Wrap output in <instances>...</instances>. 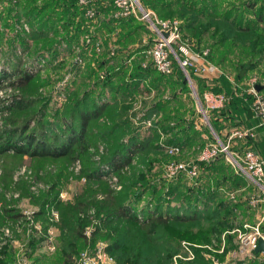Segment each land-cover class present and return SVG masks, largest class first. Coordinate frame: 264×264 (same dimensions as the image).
<instances>
[{
  "label": "trees",
  "instance_id": "obj_1",
  "mask_svg": "<svg viewBox=\"0 0 264 264\" xmlns=\"http://www.w3.org/2000/svg\"><path fill=\"white\" fill-rule=\"evenodd\" d=\"M140 2L145 8L154 10L159 18L181 19L183 36L192 44L194 42L196 49L201 51L206 49H202V46H209V60L222 70L221 75L211 81L215 86L210 87L206 78L198 77L192 72L190 74L200 96L204 94L205 89L212 88L216 93H225L228 98L225 107L214 111L210 116L213 127L221 135L224 129L248 128L249 121H256V136L234 141L231 150L242 152L243 149H252L264 159V124L261 125L255 116L252 107L255 97L247 92L245 84L249 75L262 69L264 64V0ZM99 3L104 5L108 14L115 9L113 0H99L96 8ZM2 10L5 14L4 23L8 24L9 30L12 31L16 24L26 22L31 33L24 35V38L29 36L37 45L41 41L43 46H51L48 51L52 52L53 59H57L59 51H71V48L78 44L79 36L84 32L82 27L89 20L84 17V11L76 0H0V12ZM102 22L109 30L120 28L118 37L122 48L115 56L96 61V69L91 67V62L86 65L85 61L84 76L80 83L83 86L76 87V90L74 87V100H69L70 119L73 120L72 124L76 125L75 128L68 124L67 140L70 147L56 150L43 142H37L33 146L32 137L25 138L28 142L23 145H13L11 142L15 131L9 129L5 130L4 136L0 135L4 137L0 138V153L12 148L18 154L28 152L35 156L61 157L70 152L73 146H79V149L86 153L88 146L85 137L89 134L90 137L96 136L106 140L108 147L103 161L108 162L112 169L115 168V172L120 168L118 166L131 165L133 157L140 156L139 164L132 166V173L123 176L122 191L112 194L114 190L105 187L107 199L89 200L95 205L92 216L97 218L96 232L106 230L103 236L110 239L107 251L118 264H151L150 261L154 264H165L172 257L171 253L179 249L183 239L205 245L216 233L219 235L230 227L223 223V219L226 218L228 223L237 209L250 206L248 201H231L224 198L223 187H245L246 190L252 187L244 176L235 172L227 163L224 153L209 162H202L200 167L203 169L201 167L200 175L193 179L191 186L177 182L187 180V176L183 174L174 178L177 181H169H176V184H168L162 173L174 156L163 154V148L179 145L184 151V148L204 146L201 144V132L195 128L197 115L189 121L185 118L189 111L194 113V103L191 108H183L186 112L178 108L177 113H174L173 109L174 101L179 102L183 93H189L190 83L177 62L174 63L172 75L160 73L152 64L144 67L141 57L129 63L132 55L130 45L140 41L144 32L153 34L148 24L134 15L109 17ZM61 29L64 32L61 33ZM156 40L155 35L149 42L154 44ZM63 41L67 43L65 46ZM144 49L145 46L142 45L140 50ZM100 70L104 73L103 77H100ZM230 74L233 75V81L229 78ZM262 74L264 75V72ZM32 78L33 75L26 70L17 79V84L24 87ZM259 83L263 85L261 91L264 92V82L261 80ZM152 89H156V98L152 102L144 100L145 112L142 111L141 117L136 121L135 117L141 111L133 109L135 95L145 91L151 92ZM165 90H169L170 98L162 96ZM160 114L162 116L158 120L153 118L154 115ZM149 118L155 120L150 127H146L144 121ZM172 121H177L175 126L171 124ZM162 134L167 137L161 142ZM126 157H129L127 162ZM174 193L183 199L180 200V206H172V201L168 199V196ZM78 201L73 205H66L62 200H39L38 216L46 218L47 208L52 206L60 214V226L65 229L68 227L67 222L70 225L66 236L60 237L62 246L59 256H56L58 262L69 263L72 252L77 256L89 243L80 233V228L87 224V219H84L87 217H81L79 209L82 206H78ZM69 212L72 214L67 216ZM17 218L13 210L0 208V224ZM118 219L128 223L123 225ZM213 219L218 220L221 225L212 224ZM137 224L140 229L135 228ZM260 228L264 234L263 222ZM74 230H78L79 235ZM230 238L232 239V236ZM43 239V236H34L29 237L27 241L30 257L33 258L32 264L47 262L43 254L36 255L35 252ZM76 241L79 247L77 250ZM8 244L0 250V264H11L13 260L12 248ZM254 253L256 257L261 254L256 248ZM255 263L257 264V261Z\"/></svg>",
  "mask_w": 264,
  "mask_h": 264
},
{
  "label": "rangeland",
  "instance_id": "obj_2",
  "mask_svg": "<svg viewBox=\"0 0 264 264\" xmlns=\"http://www.w3.org/2000/svg\"><path fill=\"white\" fill-rule=\"evenodd\" d=\"M0 15V135L4 136L5 130L12 129L15 131V137L11 142L13 145H23V143L28 142L25 138L32 137L34 138L33 146L37 144V142H43L47 145H51V147L56 150L63 147H70L67 140L69 137L67 136L69 134L68 124L75 128L76 125H73V120L70 119L69 100H74V87L76 90V87L83 86L80 83L84 76V69L86 66H83L85 62L82 63V60L74 61L73 56H67V54L63 55L62 52L60 54H62L63 59L59 61L56 58L53 59L52 52L48 51L51 49V46L49 48L45 47L41 44V41L40 44L37 45L35 41L30 40L29 36L24 38V35L31 33L30 31L21 33L19 32L20 30H15L14 28L12 31L9 30L8 24L6 25L3 20L5 17L3 10L0 12ZM193 44L192 45L195 46L194 42ZM143 45L149 57L148 49H150L153 44L146 42ZM207 47L209 46L205 45L201 48L208 49ZM147 60L148 65L152 64L150 57L147 58ZM87 63L90 62H86V65ZM91 67L96 69L97 62L91 63ZM261 68L262 69L251 73L245 83L249 94L253 95L252 89H256V86L253 87V78L256 79V85L260 84L259 82H261V80L264 82V77H262L264 76L262 74L264 72V64ZM26 70L33 75V78L26 86L21 87L17 84V79L20 78L22 72ZM217 75L218 74H214L213 76ZM213 78H211V81ZM229 78H231L232 81L234 79L232 74L229 75ZM206 79L208 80V78ZM211 81H208V85L210 87L215 86ZM189 87V93H183L179 102L174 101L173 109H175L174 113H177V110H179L178 108H180V111L186 112L183 108H191V105L194 103V113L189 111L185 114V118L189 121L197 115L194 123L195 128H198L201 132V144L205 146L209 143H223L225 140H228L231 130L235 128H245L233 127L226 130L224 129L220 135L213 127L210 119L214 111L207 110L204 107L203 95L200 96L196 83L194 82V85L190 84ZM205 91L215 92L212 88H207ZM156 95L157 92L144 94L143 96L146 97L148 101L152 102L155 100ZM162 96L169 98V90H165ZM136 110L142 112L144 108L143 106H139ZM161 116L162 114L157 117L153 116V118L158 120ZM155 119L146 122V127H150ZM176 122L177 121H172L171 124L175 126ZM166 137L167 135L162 134L161 142ZM23 139L24 141H22ZM85 139L86 141H84L88 146L86 153L82 151V149H79V146H73L70 152L61 157L35 156L28 152L18 154L14 152L12 148L0 153V208L13 210L18 217L11 222L5 221L6 223L0 224V229H2V227H8L11 230L10 233L13 231L14 238L19 243L23 244L30 262H32V258L29 253L27 254V241L29 237L34 236L30 235L27 237L25 235L26 213L30 212L34 215V220L37 221L43 229L46 228L44 231H47L48 228H52L53 241L55 243L54 251L41 248L42 245H40L36 248V255L43 254V257L47 261L46 264H73L76 257V254L72 252V255L69 257L71 262L63 263L57 261L59 250L62 246L60 237L63 235L66 236L70 225L69 222H67L68 227H65V229L60 226V214L59 221H50L51 209L57 210L52 206L47 208L46 218L38 216L37 214L40 211L39 200H62L66 205H73L76 203V200H79L78 206L80 204L82 206V208L79 209L81 210L79 212L82 213L81 217H87L84 218L87 219V224L80 228L81 235L88 239L89 243L87 246L102 244L107 249L110 245V239L103 236L106 234V230L101 233L96 232L97 227L95 224L97 223V218L96 216H92L95 205L89 200L107 199L104 190L105 187H110L111 190H114L112 194L122 191L124 189L123 176L132 173V166L139 164L140 156H134L131 165L123 167L121 165L118 166L120 167H117V172L120 173V175H118V173L115 172V168L112 169V166L108 164V162L103 161L106 157L108 147L106 140H102L96 136L90 137L89 134L86 135ZM202 147L203 146L197 145L188 148L178 156H174L173 159L185 161H188V159L195 160ZM167 148L168 146L163 148V154L169 156ZM244 150L245 149H243L242 152ZM236 152L242 153L240 151ZM128 158L129 157L125 158V162H127ZM225 159L235 172L244 176L250 184L254 185L246 174L236 167L237 165L234 166L227 159L226 155ZM122 164H124V162H122ZM163 174L164 173H162V176ZM166 179L168 180V184L180 182L181 184L185 183V186H191L193 181V179L188 177L187 180L183 179L180 181H177V179ZM172 180H176L177 182H169ZM252 188H254V192L256 193L254 196L261 198V189L255 185ZM222 190L224 192V198H228L231 201H248L250 205L252 197L249 198V195L251 191L246 190L245 187L238 189L223 187ZM112 194L111 196H114ZM168 199L170 202L172 201V206H180V200H183L181 197H177L175 193L168 196ZM146 200H148V198ZM261 211L260 204L256 208L250 205L237 209L235 215L232 219H229L228 223H226V218L225 220L223 219V223L230 226L226 231L219 235L216 233L212 236L211 241L205 245L183 239L179 249L171 253L172 257L165 264H256L255 261H257V264H264V253L261 252L258 257H256L254 253L255 248L253 247L252 239L255 230L250 227L251 225L257 226V223H261ZM71 214L72 213L69 212L67 216ZM118 221H121L123 225L128 223L122 219H118ZM212 224L221 225V223L215 219L212 220ZM212 224L210 223V226H212ZM12 226H14V228ZM135 228L140 229L141 227L137 224ZM74 231L79 235L78 230ZM195 231H197V229ZM86 232L89 233V237L86 236ZM230 236H232V239ZM163 242L164 241H160V243ZM76 244L75 249L77 250L79 249L77 241ZM5 245H7V243ZM8 245L16 249L11 243ZM3 246L0 250H2ZM15 256L16 251L13 253L12 259H15ZM161 261L164 262V259ZM150 263L154 264L151 261Z\"/></svg>",
  "mask_w": 264,
  "mask_h": 264
},
{
  "label": "built area",
  "instance_id": "obj_3",
  "mask_svg": "<svg viewBox=\"0 0 264 264\" xmlns=\"http://www.w3.org/2000/svg\"><path fill=\"white\" fill-rule=\"evenodd\" d=\"M99 0H76L77 4L83 9L84 16L93 20L97 17L96 3ZM115 8L114 15L116 17H128L131 15L139 16L148 23L153 33L157 36V40L152 47L148 49L149 57L152 65L162 74L172 75L174 71V63L177 62L183 70L185 77L188 76L191 85H194V80L191 77V72L198 77L207 78L214 74H221L220 68L209 60V49L196 50L189 39L184 38L181 22L178 18L174 19H162L146 10L139 0H113ZM15 30L29 32L30 27L26 22L16 24ZM162 31H169L170 37L165 38ZM83 40L85 45H91L95 52H100L102 49L101 41H93L90 36L86 35ZM146 57L148 55L146 54ZM82 59L74 57V61ZM144 67L148 66V60L143 64ZM103 71L100 72V77H103ZM256 79H252L253 87L256 86ZM254 95L253 110L255 116L260 120V124H264V93L252 89ZM204 107L210 111L220 110L227 104L228 98L223 92L205 91L203 94ZM256 131L254 128H235L231 130L229 138L226 143H209L203 146L198 153V157L195 160H178L172 159L165 166L164 177L168 179L177 178L179 175H186L188 178H197L201 173L200 164L202 162H209L220 153H224L227 159L236 167L242 170L249 180L258 188L264 190V159L259 153L252 149L244 150L242 153H238L231 150V144L235 140L245 139L247 137H255ZM168 154L172 156H178L183 152V148L179 145H171L167 148ZM261 198L253 196L250 200V205L253 208L259 206ZM26 231L25 235L41 237L43 241L41 243L44 249L49 251L55 250V243L53 241L52 228H48L43 232L42 226L34 220L32 212L26 213ZM50 221H59V213L55 209L50 211ZM254 229V236L252 239L253 247L257 248L259 244V236L264 234L260 230V223L257 226H250ZM8 227H2L0 229V248L6 243H11L16 247V256L11 264H31L29 257L26 255L23 244L19 243L15 238L13 231ZM44 233V234H43ZM86 236L89 237V233L86 232ZM264 253V251H262ZM73 264H118L115 258L107 251L104 245L97 246L88 245L81 250Z\"/></svg>",
  "mask_w": 264,
  "mask_h": 264
},
{
  "label": "crops",
  "instance_id": "obj_4",
  "mask_svg": "<svg viewBox=\"0 0 264 264\" xmlns=\"http://www.w3.org/2000/svg\"><path fill=\"white\" fill-rule=\"evenodd\" d=\"M145 9L149 10L153 14V16H157V14L155 13L154 10H152L150 8L149 9L145 8ZM96 11H97V17L93 20H88L86 22V24L82 27L84 32L79 36L78 44L73 46L74 49L71 48V51L62 50V51H59L60 53L62 52L63 55L67 54V56L79 57L82 59V63L85 61L86 62L89 61L91 63H94L95 61L99 62V61H102L103 59H107L108 57L115 56L117 51L122 48V45L120 44V37H118V35H120V33H121L120 28H116L115 30L114 29L109 30L105 24L103 26V22H102V21H106L107 18H109V17L118 18L114 15L115 9L110 14H108L105 11L104 5L102 3H99V5L96 8ZM83 15H84V13H83ZM134 16L138 20L147 24L145 21H143L140 18V14H139V16H136V15H134ZM179 20L182 24V20L181 19H179ZM60 32L62 33L64 31L61 29ZM70 32L73 33V31H70ZM69 35H71V34H69ZM86 35L90 36L93 41H95V40L101 41L102 49L100 52H95V50L92 48V44L91 45L90 44L89 45L84 44L83 40L85 39L84 37ZM57 37H59V36H57ZM152 38H155V33L152 34V33L144 32V33H142L140 41L130 45V50L132 51V55L128 60L129 63H131V60L136 59L138 57H141L142 64L146 63V61H147L146 52H145L146 49H144V50H140V49L144 43L149 42L150 39H152ZM66 44L67 43L63 41V46H65ZM60 53L57 57L58 61L63 59L62 58L63 56ZM100 72H102V70H100ZM220 75L221 74H218L217 76H213V77L217 78ZM213 77L212 76L207 77L208 81H211V78H213ZM212 80H214V78ZM247 92H248V90H247ZM150 93H156V89H152L151 92L145 91V92H141V93L136 94L135 100L133 102V109L136 110V108H139V106L142 107L144 100H147V98L144 97L143 95L144 94H150ZM141 115H142V112H138V115L135 117V120L138 121L139 118L141 117ZM154 116L157 117V115H154ZM151 120H152V118H149V119L145 120L144 122H150ZM248 124H249L248 128L250 127V128L255 129L258 126L257 122L253 121V120L249 121ZM186 149H188V148H184V150H186ZM249 185L251 187H254V185L250 184V182H249ZM249 191H251L249 198L253 197L254 194H256L254 192V188L250 189ZM261 191H262V193H261V200L262 201L260 202V206L262 209V211H261V223L262 222L264 223V190L261 189ZM249 198H248V200H249ZM15 251H16V249L12 248V252L15 253ZM28 253H29V247L27 248V254ZM31 260L33 262V258ZM32 262H31V264H32Z\"/></svg>",
  "mask_w": 264,
  "mask_h": 264
},
{
  "label": "water",
  "instance_id": "obj_5",
  "mask_svg": "<svg viewBox=\"0 0 264 264\" xmlns=\"http://www.w3.org/2000/svg\"><path fill=\"white\" fill-rule=\"evenodd\" d=\"M162 34H163V36L165 38H169L170 37V32L169 31H162ZM186 80L190 81V78L188 76H186ZM256 89L258 91H261L263 89V85L257 84L256 85ZM258 240H259V244H258L256 250L258 252H262V251H264V237L263 236H259Z\"/></svg>",
  "mask_w": 264,
  "mask_h": 264
}]
</instances>
